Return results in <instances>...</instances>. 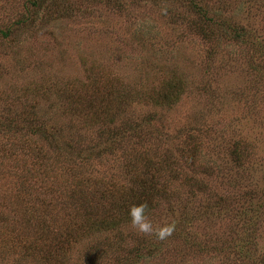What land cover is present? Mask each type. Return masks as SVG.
<instances>
[{
  "label": "rangeland",
  "instance_id": "1",
  "mask_svg": "<svg viewBox=\"0 0 264 264\" xmlns=\"http://www.w3.org/2000/svg\"><path fill=\"white\" fill-rule=\"evenodd\" d=\"M0 264H264V0H0Z\"/></svg>",
  "mask_w": 264,
  "mask_h": 264
},
{
  "label": "clouds",
  "instance_id": "2",
  "mask_svg": "<svg viewBox=\"0 0 264 264\" xmlns=\"http://www.w3.org/2000/svg\"><path fill=\"white\" fill-rule=\"evenodd\" d=\"M147 203L133 204L129 208V216L131 217L132 226L140 233L155 234L160 239H166L174 230V224H166L160 227H154L152 222L148 219L146 210Z\"/></svg>",
  "mask_w": 264,
  "mask_h": 264
},
{
  "label": "trees",
  "instance_id": "3",
  "mask_svg": "<svg viewBox=\"0 0 264 264\" xmlns=\"http://www.w3.org/2000/svg\"><path fill=\"white\" fill-rule=\"evenodd\" d=\"M192 4L194 3V4H196V0H189ZM30 132H32V133H37V134H39L40 135V139L42 138L43 139V141H46V142H50V141H53V144L54 143H57V141H56V137H55V133H53V132H50V131H48V130H44V128L43 127H37V126H34L33 128H32V130H29ZM189 138V137H188ZM189 141L190 140H193V139H191V136H190V138L188 139ZM189 143V142H188ZM50 145H52V144H50ZM49 145V146H50ZM58 145V144H57ZM51 147H53V146H51ZM59 147V146H58ZM153 253H154V248H152V249H150ZM158 250H160V247H158V249H156L155 248V253H157L158 252ZM135 254H137V252H135Z\"/></svg>",
  "mask_w": 264,
  "mask_h": 264
}]
</instances>
